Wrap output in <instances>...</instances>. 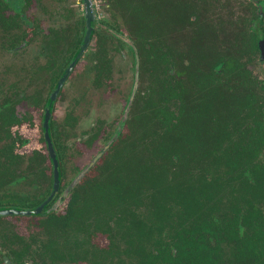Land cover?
Segmentation results:
<instances>
[{
  "label": "flooded vegetation",
  "instance_id": "flooded-vegetation-1",
  "mask_svg": "<svg viewBox=\"0 0 264 264\" xmlns=\"http://www.w3.org/2000/svg\"><path fill=\"white\" fill-rule=\"evenodd\" d=\"M99 1L100 11L92 0L93 27L78 53L86 29L82 0L78 1L80 12L66 7L58 16L55 0H0V162L12 156L17 161L15 173H19L10 182L0 178V208L38 207L30 214L0 215V264H181L180 258H154L157 251L149 240L143 242L142 253L130 250L94 261L83 252L71 258L64 243L55 240L53 226L45 224L47 216L65 214L70 190L130 131L127 122L137 113V106L150 102L153 80L160 81L161 88L183 90L181 99L171 100L182 102L183 112L193 102L209 103L214 112L215 104L233 88L248 94L262 92L264 0H128V7L120 0H112V5L109 0ZM158 56L161 73L151 66ZM187 72L197 74L196 82ZM127 75L128 86L118 91ZM193 88L194 96H201L194 101ZM57 104L63 109L59 115ZM46 114L59 172L56 187L45 137ZM64 121L71 124L61 125ZM57 125L65 138L59 148L53 140ZM56 149L70 155L69 163H63V178ZM91 149L95 153L79 166L78 159ZM39 155L44 161L40 162ZM83 168L86 171L69 189ZM21 183L30 185L28 194L7 190ZM11 214L34 221L9 224L15 217L10 218ZM173 225L170 228H181ZM173 235L171 230L165 234ZM91 242L99 248L110 245L108 234L101 231L91 236ZM117 243L130 248L123 240ZM168 246L175 255L172 242Z\"/></svg>",
  "mask_w": 264,
  "mask_h": 264
},
{
  "label": "trees",
  "instance_id": "trees-1",
  "mask_svg": "<svg viewBox=\"0 0 264 264\" xmlns=\"http://www.w3.org/2000/svg\"><path fill=\"white\" fill-rule=\"evenodd\" d=\"M120 1L128 7V0ZM155 58L152 70L161 73L162 62ZM188 75L196 80V73ZM182 91L153 80L150 102L137 106L127 122L130 131L70 190L65 214L47 216L45 224L53 226L69 257L86 252L95 261L130 250L142 253L149 240L157 251L153 257L166 261L264 264V83L261 94L231 89L214 112L209 103L193 102L184 117L182 102L171 101L181 99ZM191 96L201 97L194 88ZM60 132L57 125L56 148L65 139ZM56 153L63 178L70 155ZM16 165L8 155L0 162V178L10 182L19 176ZM173 224L181 228H170ZM170 230L174 235L166 237ZM97 231L108 234L107 248L91 242ZM117 239L130 248H121Z\"/></svg>",
  "mask_w": 264,
  "mask_h": 264
},
{
  "label": "rangeland",
  "instance_id": "rangeland-1",
  "mask_svg": "<svg viewBox=\"0 0 264 264\" xmlns=\"http://www.w3.org/2000/svg\"><path fill=\"white\" fill-rule=\"evenodd\" d=\"M46 1H49V0H46ZM79 0H55V9H56V16H58V14L60 13V12H62L63 11V9L64 8H66V7H70L71 8V12L72 13H77V12H80V4H79V2H78ZM95 2H96V4H97V8H98V10L100 11V6H99V4H100V1L99 0H95ZM95 42H96V40H94V42H93V44H92V46L95 48L96 47V45H95ZM129 79H130V76L129 75H127L126 77H125V80H123V82H122V85H120L119 87H118V91H120V90H122V89H125V87H127L128 86V83H129ZM61 110H63V109H61V105H58L57 104V107H56V114H60L61 113ZM190 111V109H187V110H185L184 112H183V117L184 116H186L187 115V113ZM94 149H91V151H85L84 152V155L83 156H81L79 159H78V161H77V163H78V165L79 166H82L86 161H88L91 157H92V155L95 153V150L93 151ZM44 158V157H43ZM42 158V156L41 155H39V160H40V162L41 161H44V159ZM36 159V158H35ZM35 159H33V164L31 165L32 166V168H33V166H35V163H36V160ZM43 159V160H42ZM70 174V173H69ZM47 179V175L45 174V175H43V177H42V182H44L45 183V180ZM29 188H30V185H28V184H26V183H21V184H19V185H13V186H10V187H8L7 188V190L8 191H11V192H14V193H20V194H23V195H26V194H28V190H29ZM12 216H15V217H13V218H11ZM18 216V217H17ZM1 218V217H0ZM4 218H9V215H6ZM3 218V219H4ZM10 220L8 221L9 222V224H13V225H29V224H32L33 223V221H34V218L33 217H30V216H20L19 217V215L18 214H11V216H10ZM6 221V222H7ZM99 241H100V238H99Z\"/></svg>",
  "mask_w": 264,
  "mask_h": 264
},
{
  "label": "water",
  "instance_id": "water-1",
  "mask_svg": "<svg viewBox=\"0 0 264 264\" xmlns=\"http://www.w3.org/2000/svg\"><path fill=\"white\" fill-rule=\"evenodd\" d=\"M82 9H83V16L85 19V25H86V29H85V36H84V40L78 50V53L84 49L85 44L87 42V40L89 39V35L91 33L92 27H93V20L95 19V12H94V7H93V2L92 0H82ZM58 86L56 87V89L53 91L51 99L54 98V94L57 91ZM49 107V106H48ZM47 107V111L46 113H48V108ZM44 126H45V137H46V141H47V145H48V150H49V154L53 163V187H56V185L58 184L59 181V172H58V165H57V158L50 140V137L48 135V122H47V114H46V118L44 121ZM102 151L98 152L97 154H95L94 158L91 160V163H93L95 161V159L101 154ZM87 168H83L82 170H80V172L74 177V179L70 182L68 188L70 189L78 180L79 178L84 174V172L86 171ZM38 211V207H36L35 209H19V208H15V207H9V208H0V215L3 214H8V213H26V214H30V213H34Z\"/></svg>",
  "mask_w": 264,
  "mask_h": 264
}]
</instances>
